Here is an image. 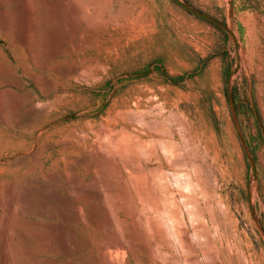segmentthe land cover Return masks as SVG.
<instances>
[{"label": "rangeland", "instance_id": "obj_1", "mask_svg": "<svg viewBox=\"0 0 264 264\" xmlns=\"http://www.w3.org/2000/svg\"><path fill=\"white\" fill-rule=\"evenodd\" d=\"M118 263L264 264V0H0V264Z\"/></svg>", "mask_w": 264, "mask_h": 264}, {"label": "bare ground", "instance_id": "obj_2", "mask_svg": "<svg viewBox=\"0 0 264 264\" xmlns=\"http://www.w3.org/2000/svg\"><path fill=\"white\" fill-rule=\"evenodd\" d=\"M88 9H89V8H88ZM83 10H84V9H83ZM81 12H82V11H81ZM87 12H88V11H87ZM79 13H80V12H79ZM84 13H85V11H84ZM88 14H89V13H88ZM82 16H83V15H82ZM75 18H76V17H75ZM83 18H84V17H83ZM83 18H82V19H83ZM87 18H88V16H87ZM90 18H91V17H90ZM84 19H85V18H84ZM93 19H94V18H93ZM96 21H97V20H96ZM82 22H83V21H82ZM128 149H129V148H128ZM132 150H133V149H132ZM132 152H134V151H132ZM134 153H136V152H134ZM134 155H135V154H134ZM134 155H133V156H134ZM136 157H137V156H136ZM131 158H132V157H131ZM131 158H130V159H131ZM139 158H140V156H139ZM106 159H107V158H106ZM111 159H113V158H111ZM130 159H129V160H130ZM82 160H83V159H82ZM142 160H143V159H142ZM124 161H125V160H124ZM128 163H129V162H128ZM139 163H140V162H139ZM83 164H84V163H83ZM85 164H86V163H85ZM130 164H131V163H130ZM132 164H133V163H132ZM132 164H131V165H132ZM135 164H136V163H135ZM89 165H90V164H89ZM140 165H141V164H140ZM91 166H92V165H91ZM117 166H118V165H117ZM133 166H134V165H133ZM137 166H138V165H137ZM123 168H124V167H123ZM126 168H127V167H126ZM136 168H137V167H136ZM70 169H71V168H70ZM102 169H103V168H102ZM118 169H120V168H118ZM138 169L140 170L139 167H138ZM141 169H142V167H141ZM193 169H194V168H193ZM73 170H74V169H73ZM106 170H108V169L106 168ZM114 170H115V169H114ZM126 170H127V169H126ZM130 170H131V169L129 168V171H130ZM116 171H117V170H116ZM149 171H150V170H149ZM107 172H108V171H107ZM118 172H120V171L118 170ZM125 172H126V171H125ZM136 172H138V170H136ZM136 172H135V175L133 174L134 176H138V175L136 174ZM139 172H140V171H139ZM67 173H68V172H67ZM131 173H132V172H131ZM142 173H144V172H142ZM145 173H146V172H145ZM150 173H151V172H150ZM195 173H196V172H195ZM65 174H66V173H65ZM68 174H69V173H68ZM104 174H105V172H104ZM140 174H141V173H140ZM140 174H139V175H140ZM119 175H120V174H119ZM149 175H150V174H149ZM149 175H148V176H149ZM106 176H107V175H106ZM115 176H116V175H115ZM68 177H69V176H68ZM140 177H141V175H140ZM140 177H139V178H140ZM142 177H143V176H142ZM142 177H141V179H142ZM149 177H150V176H149ZM103 178H104V177H103ZM144 178H145V177H144ZM150 179H151V178H150ZM96 180H97V179H96ZM110 180H111V178H110ZM121 180H122V179H121ZM121 180H120V181H121ZM129 180H131V179L129 178ZM111 181H113V180H111ZM115 181H116V180H115ZM115 181H113V183H114ZM137 181H138V179H137ZM106 182H107V181H106ZM117 182H118V181H117ZM121 182H122V181H121ZM130 182H131V181H130ZM132 183H133V180H132ZM135 183H136V182H135ZM122 184H123V183H122ZM138 184H140V183H138ZM148 184H149V183H148ZM70 185H71V184H70ZM115 185H116V184H115ZM119 185H120V184H119ZM132 185H133V184H132ZM136 185H137V184H136ZM140 185H141V184H140ZM140 185H138V186H140ZM149 185H150V184H149ZM113 186H114V185H113ZM114 187H115V186H114ZM122 187H123V186H122ZM141 187H142V186H141ZM109 188H110V187H109ZM119 188H121V187H119ZM134 188H135V187H134ZM134 188H133V189H134ZM148 188H149V187H148ZM69 189H70V188H69ZM123 189H125V188L123 187ZM123 189H122V190H123ZM110 190H112V189H110ZM137 190L140 191V187H139V189L137 188ZM146 190H147V189H146ZM112 191H114V190H112ZM143 191H145V190H143ZM69 192H70V191H69ZM108 192H109V191H108ZM114 192H115V191H114ZM114 192H113V193H114ZM118 192H119V189H118ZM126 192H127V191H126ZM145 192H146V191H145ZM147 192H148V191H147ZM147 192H146V193H147ZM109 193H110V192H109ZM113 193H112V194H113ZM123 193H124V192H123ZM146 193H145V195L147 196L148 194H146ZM107 194H108V193H107ZM107 194H106V195H107ZM120 194H121V193H120ZM120 194H119V195H120ZM126 194H129V193H126ZM139 194H140V192H139ZM114 195H115V193H114ZM114 195H113V196H114ZM116 195H118V194H116ZM140 195H141V194H140ZM149 195H150V193H149ZM149 195H148V196H149ZM203 195H204V193H203ZM108 196H110V195H108ZM124 196H125V195H123V197H124ZM207 196H208V195H207ZM98 197H99V196H98ZM123 197H122V198H123ZM127 197H128V196H127ZM142 197H143V196H142ZM203 197H204V196H203ZM9 198H10V197H9ZM19 198H20V197H19ZM149 198H150V196H149ZM152 198H153V197H152ZM194 198H195V197H194ZM194 198H193V199H194ZM23 199H24V198H23ZM95 199H96V198H95ZM111 199H112V198H111ZM127 199L129 200L130 198L128 197ZM142 199H144V198H142ZM147 199H148V197H147ZM150 199H151V198H150ZM119 200H121V199H119ZM130 200H132V199H130ZM144 200H146V199H144ZM148 200H149V199H148ZM20 201H21V200H20ZM101 201H102V200H101ZM124 201H127V200H125V198H124ZM149 201H150V200H149ZM149 201H148V202H149ZM206 201H207V200H206ZM29 202H30V201H29ZM114 202H115V201H114ZM121 202H122V201H121ZM128 202H129V201H128ZM132 202H133V201H132ZM145 202H146V201H145ZM145 202H144V203H145ZM148 202H146V203H148ZM150 202H151V201H150ZM207 202H208V201H207ZM207 202H206V203H207ZM12 203H13V202H12ZM102 203H103V202H102ZM129 203H130V202H129ZM129 203H128V204H129ZM20 204H21V203H20ZM20 204H19V205H20ZM194 204H196V203H194ZM10 205H11V203H10ZM10 205H9V206H10ZM30 205H31V204H30ZM33 205H34V204H33ZM103 205H104V204H103ZM129 205H130V204H129ZM129 205H128V206H129ZM144 205H145V207H146V204H144ZM191 205H192V204H191ZM11 206H12V205H11ZM125 206H126V205H125ZM130 206H132V205H130ZM196 206H197V205H196ZM6 207H8V206H6ZM6 207H5V208H6ZM25 207H26V206H25ZM104 207H105V206H104ZM9 208H10V207H9ZM11 208H12V207H11ZM27 208H29V206H28ZM40 208H41V207H40ZM106 208H107V207H106ZM123 208H124V207H123ZM126 208H128V207H125V210H126ZM149 208H150V207H149ZM107 209H108V208H107ZM5 210H6V209H5ZM25 210H26V209H25ZM43 210H44V209H43ZM45 210H47V209H45ZM67 210H68V209H67ZM70 210H71V209H70ZM109 210H110V209H109ZM27 211H28V210H27ZM121 211H122V209H121ZM31 212H32V211H31ZM41 212H42V211H41ZM132 212H133V211H132ZM134 212L136 213L135 210H134ZM134 212H133V213H134ZM31 214H32V213H31ZM37 214H38V213H37ZM136 214H138V212H137ZM67 215H68V214H67ZM138 215H139V214H138ZM110 216L113 217L114 215H110ZM110 216H109V217H110ZM50 217H51V216H50ZM75 217H76V216H75ZM107 217H108V216H107ZM140 217H141V216H140ZM65 218H66V217H65ZM117 218H118V217H117ZM67 219H68V217H67ZM110 219H112V218H110ZM131 219H132V218H131ZM147 219H148V218H147ZM136 220H139V218L137 217ZM144 220H145V219H144ZM64 221H65V220H64ZM147 221H148V220H147ZM149 221H150V220H149ZM118 222H119V221H118ZM118 222H117V223H118ZM139 222H141V221L139 220ZM139 222L137 221V223H139ZM144 223H145V222H144ZM152 223H153V222H152ZM176 223H177V222H176ZM180 223H181V222H180ZM105 224H106V223H105ZM115 224H116V223H114L113 220H109V227H111L110 230L115 228ZM119 224H120V223H119ZM130 225L132 226V224H130ZM130 225H129V226H130ZM138 225H139V224H138ZM121 226H122V225H121ZM121 226H120V227H121ZM129 226H128V227H129ZM133 226H134V225H133ZM150 226H151V225H150ZM155 226H156V225H155ZM107 227H108V226H107ZM135 227H136V226H135ZM135 227H133L132 229H134ZM141 227H142V225H141ZM121 228H122V227H121ZM138 228H139V227H138ZM144 228H145V227H144ZM118 229H119V226H118ZM118 229H117V230H118ZM173 229H174V230H173L174 241H176V242H177L182 248H184V250H185V248H187V245H186V242H187L186 239H187V237L185 238V236H187L188 234H186V233L183 232V231H180V232H183V233H185L186 235L180 233L178 230H176L175 227H174ZM117 230H115V231H117ZM155 230H156V228H155ZM115 231H114V232H115ZM121 231H122V230H121ZM121 231H120V232H121ZM132 231H133V230H132ZM134 231H135V229H134ZM138 231H139V230H138ZM142 231H143V230H142ZM160 231H161V230H160ZM158 232H159V231H157V233H158ZM162 232H163V230H162ZM137 233H138V232H137ZM137 233H136V234H137ZM112 234H113V233H112ZM115 234H116V233H115ZM139 234H140V232H139ZM170 234H171V233H170ZM107 235H108V234H107ZM107 235H106V236H107ZM120 235L123 237L122 232H121ZM120 235H119V236H120ZM108 236H109V235H108ZM108 236H107V237H108ZM117 236H118V234H117ZM117 236H116V237H117ZM121 236H120V237H121ZM137 236H138V234H137ZM140 236H141V235H140ZM159 236H160V235H159ZM116 237L113 238V235H112L113 240H114V239L117 240ZM205 238H206V237H205ZM44 239H45V238H44ZM140 239H141V241L143 242V240H144L143 237L140 238ZM142 239H143V240H142ZM116 240H114L116 244H112V245H116V246H118L120 249H123V246H124L125 244H126L125 246H128V245H129L128 243L123 244V243H121L119 240H117L118 242H116ZM122 240H123V239H122ZM130 240H131V238H130ZM187 240H188V239H187ZM146 241H147V240H146ZM48 242H49V241H48ZM112 242H113V241H112ZM122 242H123V241H122ZM125 242H127V241H125ZM130 242H131V241H130ZM147 242H148V241H147ZM200 242H201V241H200ZM153 243H154V242H153ZM171 243H172V241H171ZM187 243H188V242H187ZM208 243H209V242H208ZM127 244H128V245H127ZM190 244H191V243H190ZM206 244H207V242H206ZM206 244H205V245H206ZM209 244H210V243H209ZM49 245H50V244H49ZM145 245H146V244H145ZM148 245H149V244H148ZM148 245H147V246H148ZM116 246H114V247H116ZM150 246H151V245H150ZM150 246H149V247H146V246H140V245H136V244H134V243L131 242L130 245H129L128 247H130L133 251H136V252H137V251H145V252H148V253H152V254H153V253H154V250H153L154 248H152V246H151V247H150ZM160 246H162V245H160ZM107 247H109V246H107ZM128 247H127V248H128ZM204 247H205V246H204ZM206 247H207V245H206ZM45 248H46V247H45ZM105 248H106V247H105ZM112 248H113V247H112ZM116 248H117V247H116ZM127 248H126V250H127ZM160 248H161V247H160ZM176 248H177V247H176ZM209 248H210V247H209ZM49 249H50V248H49ZM109 249H110V248H109ZM109 249H108V250H109ZM128 249H129V248H128ZM103 250H104V249H103ZM118 250H119V249H118ZM124 250H125V249H124ZM182 250H183V249H182ZM128 251H129V250H128ZM105 252H106V251H105ZM105 252H104V253H105ZM113 252H114V251H113ZM121 252H122V251H121ZM155 252H156V251H155ZM192 252H193V251H192ZM208 252H209V251H208ZM211 253H213V252H211ZM214 253H215V252H214ZM106 254H107V253H106ZM135 254H136V253H135ZM209 254H210V252H209ZM209 254H207V256H208ZM210 255H211V254H210ZM210 255H209V256H210ZM106 256H107V255H106ZM124 256H125V255H124ZM209 256H208V257H209ZM103 257H105V256H103ZM152 257H153V256H152ZM210 257H211V256H210ZM3 258H4V257H3ZM105 258H106V257H105ZM107 258H108V257H107ZM211 258H212V257H211ZM211 258H210V259H211ZM113 259H114V258H113ZM208 259H209V258H208ZM208 259H207V260H208ZM121 260H123V259H121ZM103 261H105V260H103ZM119 261H120V260H119ZM119 261H118V262H119ZM109 262H110V261H109ZM106 263H107V262H106ZM110 263H111V262H110ZM116 263H117V262H116ZM120 263H121V262H120ZM122 263H123V262H122ZM118 264H119V263H118Z\"/></svg>", "mask_w": 264, "mask_h": 264}]
</instances>
